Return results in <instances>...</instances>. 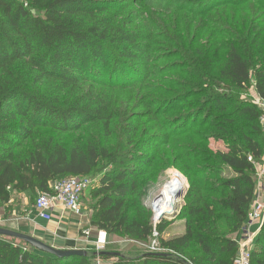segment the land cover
<instances>
[{
    "label": "trees",
    "instance_id": "16d2710c",
    "mask_svg": "<svg viewBox=\"0 0 264 264\" xmlns=\"http://www.w3.org/2000/svg\"><path fill=\"white\" fill-rule=\"evenodd\" d=\"M247 2L264 14V0H0V203L12 191L50 193L55 179L89 177L93 227L146 243L155 231L165 250L56 258L0 236V264L233 263L231 235L246 220L254 164L264 153L261 108L236 95L250 84L264 104V17L250 14L236 29L211 13ZM257 17L259 24L251 20ZM165 58L172 61L159 64ZM169 105L184 109L172 123L199 119L209 134L185 124L145 137L142 120L161 127ZM176 134L220 139L225 150L208 160L232 175L209 180L216 172L191 164L198 148L187 144L184 204L153 224L137 195L136 178L154 160L142 148ZM171 179L183 183L176 171ZM176 220L184 231L166 237ZM263 245L264 219L250 264H264Z\"/></svg>",
    "mask_w": 264,
    "mask_h": 264
},
{
    "label": "rangeland",
    "instance_id": "374dc122",
    "mask_svg": "<svg viewBox=\"0 0 264 264\" xmlns=\"http://www.w3.org/2000/svg\"><path fill=\"white\" fill-rule=\"evenodd\" d=\"M212 2V1H211ZM218 3V1L216 2ZM216 3L213 1L211 5ZM250 2H247L245 4L235 6H229L228 8H222L220 10L213 11L211 14L215 13V17H220L227 19V22H231V26L236 29H240L243 26L247 25L245 21L246 19H249L250 14H256L257 16L264 17V14L262 13V10L259 7H254L249 5ZM209 7V6H208ZM216 8V7H214ZM209 15H211L209 12H207ZM251 16V15H250ZM254 17V16H253ZM233 19V20H231ZM253 22H257L258 24L261 23L262 18L257 17L255 20L251 19ZM229 24V23H228ZM172 61V58H165L161 59L159 61V64H165L170 63ZM109 95L113 96H121L126 95L124 92H117V91H111L107 92ZM239 100H252L256 103H258V96L254 92L252 86L247 85L245 89L241 91L240 94L236 95ZM169 110L168 113H165V115L160 120L161 127H155L154 129L151 128L152 125H154L155 121H153L150 116L146 117L142 120V123L144 124V128L146 130V133L144 136L149 137L155 133L159 134H172L173 128H178V130H181L184 128L183 126L187 124V128L190 130L194 129L198 132V134H209L208 128L209 124H202V122L198 119L194 122H188L185 123L184 119H181L179 121H175L172 123V119L176 114L184 113V109H181V107L178 105V107L175 105H169L167 109ZM169 118L166 122L164 121L165 118ZM183 130V129H182ZM171 132V133H170ZM197 134V135H198ZM194 135L188 134L187 136H179V135H171L166 143H157L155 146L148 145V147L142 148V152L144 154H149L154 156L153 163L151 167L142 175L138 176L136 178V183L138 185V191L137 195H139V203H141L144 207L148 208L152 213V220H153V214L155 217V210L153 208V204L155 199L160 195L161 191L164 188V185L170 181L172 174H174V171L178 172L182 179H183V187H182V193L179 196L178 199L174 201L173 204V211L170 214H165V217L168 218V220L174 218L173 216L178 213L180 210V207L184 204L183 197L184 194L189 186V182L187 180V177L185 176L182 165L183 161L181 160V157L184 156L189 151L185 149V146L187 144L195 145L198 149H196L194 152H190L189 156H191L193 159L191 161V164L195 166H201L206 168L207 172H216L212 173L211 175L207 176L209 180L214 182L217 179H223L225 177H230L232 175L229 168L222 166L220 163H218L215 160H208V154L213 153L216 150H225L224 143L218 139L215 140L213 137H210L207 142H201L197 140ZM203 150L204 153L201 151ZM136 167L140 166V164H136ZM172 180V179H171ZM94 181V180H93ZM91 189V188H90ZM90 189L86 192V194L82 197L83 202L85 206L90 209L91 206L94 203V199L91 197V191ZM38 191H34L27 194V197L29 199V203L33 204L35 201V197L38 194ZM137 199V196H135L132 200ZM131 205V203H129ZM92 214V211H91ZM180 222H183V220H176L173 225L167 229L165 234H171L174 233L176 230H179V224ZM154 224V221H153ZM257 225H253L252 229H255ZM95 229H98L95 227ZM225 229V228H224ZM112 235L113 238H116L115 243H109L106 246V250L112 251V250H118L120 246H126L122 249L125 255H132L134 252L132 251L135 248H140L139 250H145V245L149 242H138L133 239H129L128 237L124 235L119 234H109ZM237 233L232 234L231 236L236 237ZM109 238V237H108ZM109 240V239H108ZM132 249V250H130ZM262 254L264 256V245L261 247ZM92 251V250H91Z\"/></svg>",
    "mask_w": 264,
    "mask_h": 264
},
{
    "label": "built area",
    "instance_id": "2783aa9c",
    "mask_svg": "<svg viewBox=\"0 0 264 264\" xmlns=\"http://www.w3.org/2000/svg\"><path fill=\"white\" fill-rule=\"evenodd\" d=\"M257 104L262 111L259 121L264 131V104L260 100H258ZM248 160L252 161L250 156ZM91 182L92 180L89 177L79 176H68L53 180L49 183L50 193L39 192L36 195L33 205L38 216L44 220H49L51 218V211L57 204L72 214L81 215L83 210L81 197L89 188ZM253 182V198L247 210L246 220L236 238L237 251L232 264H250L251 251L264 219V153L261 159L254 164ZM253 225H257V227L252 229ZM82 234L88 237L90 230L83 229ZM107 245V232L102 229H95L94 237L91 241L92 251L96 253L105 251ZM145 247L146 252L165 251L159 246L155 231L152 234L151 241Z\"/></svg>",
    "mask_w": 264,
    "mask_h": 264
},
{
    "label": "crops",
    "instance_id": "0c3cea01",
    "mask_svg": "<svg viewBox=\"0 0 264 264\" xmlns=\"http://www.w3.org/2000/svg\"><path fill=\"white\" fill-rule=\"evenodd\" d=\"M88 191V190H87ZM85 191L82 197L86 194ZM28 192L12 191L10 198L5 203H0V226L31 235L46 244L61 249H83L87 254L92 250L91 241L94 237L95 227L90 224L91 211L88 209L81 197L83 210L81 215H75L64 210L57 204L51 211V218L44 220L40 218L33 204L29 203ZM179 230L166 234V237L180 234L184 231V223L180 222ZM90 230V235L85 237L82 230ZM239 235L237 233L236 237ZM108 244L115 243L116 238L108 234ZM126 246H120L118 250H112L124 254L122 251ZM140 248L130 249L134 252L129 257H136L145 252ZM109 251V250H106ZM94 264H111V260H98Z\"/></svg>",
    "mask_w": 264,
    "mask_h": 264
},
{
    "label": "water",
    "instance_id": "95a60500",
    "mask_svg": "<svg viewBox=\"0 0 264 264\" xmlns=\"http://www.w3.org/2000/svg\"><path fill=\"white\" fill-rule=\"evenodd\" d=\"M181 193H182V189H179L178 191L175 192L174 201L179 198ZM173 207L174 206H172L170 211L161 212L157 218H155L154 214H153L154 224H156L165 214H170L173 211ZM0 236H4V237H8V238H14V239L23 241L24 243L28 244L31 248L36 249L40 252L52 255L56 258H67V257H71V256H86L87 255V252L83 249L55 248L49 244L44 243L43 241L31 236V235H28V234H25L22 232H18L15 230H11L8 228H4L2 226H0ZM94 255L97 257L105 256V255L118 256V255H120V253L105 250V251H101L98 253L94 252ZM154 255L163 256L164 254L154 253Z\"/></svg>",
    "mask_w": 264,
    "mask_h": 264
},
{
    "label": "bare ground",
    "instance_id": "6f19581e",
    "mask_svg": "<svg viewBox=\"0 0 264 264\" xmlns=\"http://www.w3.org/2000/svg\"><path fill=\"white\" fill-rule=\"evenodd\" d=\"M183 183L181 180H170L165 185L160 195L155 199L153 208L155 210V218L161 212L170 211L174 204V194L179 189H182Z\"/></svg>",
    "mask_w": 264,
    "mask_h": 264
}]
</instances>
